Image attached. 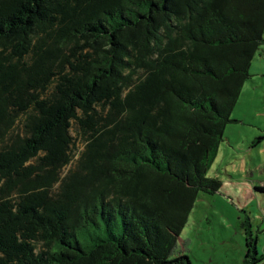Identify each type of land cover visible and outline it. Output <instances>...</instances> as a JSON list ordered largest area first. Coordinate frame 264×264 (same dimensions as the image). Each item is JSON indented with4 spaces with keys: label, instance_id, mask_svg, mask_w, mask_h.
<instances>
[{
    "label": "trees",
    "instance_id": "obj_1",
    "mask_svg": "<svg viewBox=\"0 0 264 264\" xmlns=\"http://www.w3.org/2000/svg\"><path fill=\"white\" fill-rule=\"evenodd\" d=\"M263 45L264 0H0V264H193L173 253Z\"/></svg>",
    "mask_w": 264,
    "mask_h": 264
},
{
    "label": "rangeland",
    "instance_id": "obj_2",
    "mask_svg": "<svg viewBox=\"0 0 264 264\" xmlns=\"http://www.w3.org/2000/svg\"><path fill=\"white\" fill-rule=\"evenodd\" d=\"M53 89L54 84L49 92ZM23 117L14 132L23 134ZM232 118L208 173L219 177L224 186L214 194L200 193L173 253L185 252L193 264H243L246 243L241 222L246 215L251 216L253 231L259 233V251L264 254V192L254 188L264 180V138L258 140L264 135V74L246 81ZM71 136L72 161L61 176L75 167L85 146L84 130L75 121Z\"/></svg>",
    "mask_w": 264,
    "mask_h": 264
},
{
    "label": "crops",
    "instance_id": "obj_3",
    "mask_svg": "<svg viewBox=\"0 0 264 264\" xmlns=\"http://www.w3.org/2000/svg\"><path fill=\"white\" fill-rule=\"evenodd\" d=\"M262 51V52H261ZM259 53V52H258ZM260 56L261 58H257V54L252 62L251 68H250V72H251V77L253 75H259V74H264V49L263 47L260 50ZM219 154V153H218ZM218 156V155H217ZM217 158V157H216ZM212 177V176H211ZM262 183L264 182V180L261 181ZM261 183V185H262ZM259 185V186H261ZM224 186V185H223ZM255 188V187H254ZM257 191V190H256ZM184 254H186L185 252H182ZM180 254V253H179ZM243 263V262H242Z\"/></svg>",
    "mask_w": 264,
    "mask_h": 264
}]
</instances>
